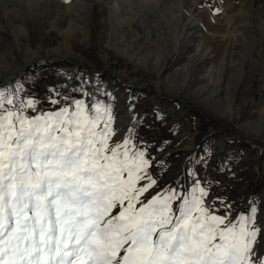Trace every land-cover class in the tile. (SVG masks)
Wrapping results in <instances>:
<instances>
[{
  "label": "rangeland",
  "instance_id": "1",
  "mask_svg": "<svg viewBox=\"0 0 264 264\" xmlns=\"http://www.w3.org/2000/svg\"><path fill=\"white\" fill-rule=\"evenodd\" d=\"M17 1L0 8L3 64L30 59L29 51L37 54L28 62L70 55L86 59H68L67 69L77 75L74 85L49 87L59 93L57 105L43 90L39 105L26 107L25 115L72 110L75 100L85 102L87 114L93 103L111 105L117 135L110 143L130 135L152 161L149 172L157 185L141 200L164 195V189L182 194L198 180L216 215L228 211L235 220L254 206V222L262 230L257 240L264 242V0H101L89 16L66 11L79 0ZM189 58L196 63L187 64ZM155 64L163 76L177 69L185 84L177 89L152 69ZM29 67L15 71L0 88L14 90L19 81L21 99L37 100L23 82ZM70 75L62 77L70 82ZM228 102L230 117L218 110ZM259 120L262 129L255 135L248 125ZM151 125L156 140L148 136Z\"/></svg>",
  "mask_w": 264,
  "mask_h": 264
},
{
  "label": "snow or ice",
  "instance_id": "2",
  "mask_svg": "<svg viewBox=\"0 0 264 264\" xmlns=\"http://www.w3.org/2000/svg\"><path fill=\"white\" fill-rule=\"evenodd\" d=\"M21 92L0 88V264H264L254 206L216 215L198 180L141 200L157 185L152 161L130 135L110 143L111 105L28 117L37 101Z\"/></svg>",
  "mask_w": 264,
  "mask_h": 264
},
{
  "label": "bare ground",
  "instance_id": "3",
  "mask_svg": "<svg viewBox=\"0 0 264 264\" xmlns=\"http://www.w3.org/2000/svg\"><path fill=\"white\" fill-rule=\"evenodd\" d=\"M14 0H0V8H1V10H4V5L5 4H10V3H12V4H16V3H18L19 1H17V0H15L14 2H13ZM98 1H101V0H90V2L89 3H87V4H82V3H80V0L78 1V3L77 4H74V5H70V4H67V6H66V11L67 12H73V11H78V12H80V11H85L86 13L85 14H87L88 16H89V13H90V9H91V7H92V5L93 4H95V3H97ZM28 2H29V4H32L33 2H35V0H28ZM213 20V19H212ZM231 27V26H230ZM16 28H19V29H22L21 27H16ZM227 28V27H226ZM225 32H226V30H225ZM224 32V33H225ZM15 35V36H14ZM222 36V35H221ZM13 37H14V39H17V35L16 34H13ZM29 51V50H28ZM37 54V52L35 53V52H31V51H29V55L30 56H32V58H30V59H27V60H25V61H19V62H17V63H15L14 65H12L11 67L10 66H6V63L4 62V64H3V56L4 55H1L0 54V64L2 65V66H0V84H2L4 81H6L10 76H12L13 74H14V72L15 71H17V69L20 67V66H23L26 62H28L29 60H31V59H34V58H36V57H34L33 55H36ZM200 57H202V56H200ZM199 60V59H198ZM188 61H189V63H187V64H189V65H193V64H195L196 63V60H193V59H191V58H189L188 59ZM142 64H144L146 61L145 60H142V61H140ZM147 65H149V64H147ZM222 65V64H221ZM224 67H225V65H223ZM222 67V66H221ZM221 67L219 66V69H221ZM152 69L153 70H156V72L159 74V76L161 77H163V78H165V79H167L168 77H169V79H170V81L171 82H174L173 83V85H176V87H177V89L179 88V87H181L182 85H184L185 84V82H186V77L185 76H181V77H179V75L177 74V72H176V70H173V74L175 75V77H176V79H175V81H172V79H171V76L173 75H165V76H163V75H161V73L163 72H161V70L160 69H158V67L156 66V64H155V66H152ZM170 69V68H169ZM170 71V70H169ZM209 71V70H208ZM159 77V78H160ZM197 79H199V77L197 78ZM173 90V89H172ZM179 91H181V89H179ZM213 105H215L216 107L218 106L217 105V103H214ZM219 108H222V109H218V110H220L222 113H224V115L226 116V117H230L231 115H233V108H232V106H231V103L230 102H228L227 103V105L226 106H224V107H221V106H218ZM262 124H263V120H259L258 122H257V124L256 125H254V124H249L248 125V128H249V130H251L252 132H254L255 133V135H257V134H259L260 133V131H261V129H262Z\"/></svg>",
  "mask_w": 264,
  "mask_h": 264
},
{
  "label": "built area",
  "instance_id": "4",
  "mask_svg": "<svg viewBox=\"0 0 264 264\" xmlns=\"http://www.w3.org/2000/svg\"><path fill=\"white\" fill-rule=\"evenodd\" d=\"M64 65H66V62H62V61L50 64L49 70L43 72V74H42L43 79L38 83L39 89H41V90L46 89L50 85V81H49L50 75L52 73L53 74L58 73L60 70L63 69ZM52 78L54 81L58 80L57 76H55V75H53ZM155 132H156L155 127L151 126L150 131H149V134H150L149 138L151 140H156V139H154L155 138Z\"/></svg>",
  "mask_w": 264,
  "mask_h": 264
},
{
  "label": "water",
  "instance_id": "5",
  "mask_svg": "<svg viewBox=\"0 0 264 264\" xmlns=\"http://www.w3.org/2000/svg\"><path fill=\"white\" fill-rule=\"evenodd\" d=\"M38 59H39V58H38ZM38 59H35V60H33V61H30V62L26 63L24 66H20L18 69H20V68L23 69L25 66L29 65L30 63H33L34 61H36V60H38ZM18 69H17V70H18ZM21 69H20V70H21ZM18 71H19V70H18ZM16 73H17V72H16ZM16 73H15V74H16ZM15 74H13L12 76H10L6 81H9L10 79H12V78L14 77ZM0 85H1V84H0Z\"/></svg>",
  "mask_w": 264,
  "mask_h": 264
},
{
  "label": "trees",
  "instance_id": "6",
  "mask_svg": "<svg viewBox=\"0 0 264 264\" xmlns=\"http://www.w3.org/2000/svg\"><path fill=\"white\" fill-rule=\"evenodd\" d=\"M32 90V89H31Z\"/></svg>",
  "mask_w": 264,
  "mask_h": 264
}]
</instances>
